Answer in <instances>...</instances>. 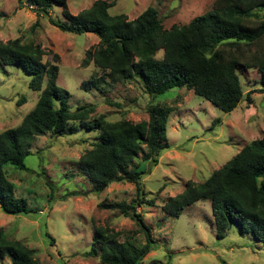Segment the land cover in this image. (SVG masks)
Masks as SVG:
<instances>
[{
    "label": "trees",
    "instance_id": "trees-1",
    "mask_svg": "<svg viewBox=\"0 0 264 264\" xmlns=\"http://www.w3.org/2000/svg\"><path fill=\"white\" fill-rule=\"evenodd\" d=\"M18 2L23 4V0ZM28 2L38 15H49L50 22L62 31L98 36L99 42L90 47L85 63L92 61L103 74L83 81L87 91H105L104 86L110 82L139 79L153 97L174 88H187L231 112L245 96L239 66L257 68L264 91V0H214L205 13L171 28L164 27L153 6L130 20L124 13H111L115 0H96L77 15L68 11L67 0ZM56 5L63 7L67 21L51 17ZM160 51L162 57L157 58ZM44 56L45 50L34 41L15 38L0 42V61L21 65L32 75L30 87L40 92L35 108L22 122L0 132V209L16 215L36 212L25 197L15 195V184L9 181L5 167L30 171L25 160L32 153L36 137L47 133L61 136L74 129L72 123L80 122L85 130L99 133V139L80 158L93 192L100 194L112 183H133L136 188V197L130 202L103 201L99 206L135 221L145 237L140 242L134 232L121 241V231L94 225L92 246L85 255L99 257L100 264H141L155 249L156 241L138 207L157 205L155 198L146 197L143 180L159 163L163 151L171 147L167 128L177 107L160 102L149 105V119L139 122L110 121L104 114L88 121L94 104L72 110L70 93L57 83L59 65L44 61ZM246 100L252 103L251 91ZM219 122L215 119L212 126ZM205 199L211 200L219 239L237 223L242 233L264 244V136L246 144L203 182L189 180L184 191L168 197L162 209L178 217L185 207ZM4 258L12 264H43L34 249L0 229V264Z\"/></svg>",
    "mask_w": 264,
    "mask_h": 264
},
{
    "label": "rangeland",
    "instance_id": "rangeland-1",
    "mask_svg": "<svg viewBox=\"0 0 264 264\" xmlns=\"http://www.w3.org/2000/svg\"><path fill=\"white\" fill-rule=\"evenodd\" d=\"M28 1L23 0L20 5L18 0H0V42L19 38L41 44L44 61L59 65L57 83L70 93L72 110L94 104L95 111L88 121L104 114L110 121L139 122L149 119V105L160 102L177 107L167 128L171 147L163 151L159 163L143 180L146 197L155 198L157 205L138 207L156 241L155 249L141 264H264V244L251 234L242 233L237 223L231 224L224 238L217 237L210 199L185 207L178 217H171L162 209L168 197L184 191L189 180L203 182L246 144L264 136L261 72L239 66L245 96L231 112L187 88H174L153 97L139 79L110 82L104 86L105 91H87L83 81L103 74L92 61L85 63L88 50L99 42L98 36L62 31L50 22L49 15H38ZM95 1L67 0V8L71 15H77ZM115 2L111 13H124L130 20L153 6L158 9L164 27L171 28L205 13L214 0ZM50 15L56 20L68 19L61 5L54 6ZM31 79L32 75L21 65L0 61V132L18 126L35 108L40 92L30 87ZM250 91L252 103L246 100ZM215 119L220 122L212 126ZM72 125L74 129L61 136L47 133L35 138L32 153L25 160L30 171L12 165L5 167L9 181L15 184V195L25 197L36 212L16 215L0 209V229L34 249L43 264H100L99 257L85 255L92 246L94 225L121 231V241L134 232L140 242L145 241L135 221L99 206L103 201H132L136 197L135 185L112 183L104 192L94 193L92 182L82 172L80 158L99 139V133L85 130L80 122ZM2 264L12 263L4 258Z\"/></svg>",
    "mask_w": 264,
    "mask_h": 264
},
{
    "label": "built area",
    "instance_id": "built-area-1",
    "mask_svg": "<svg viewBox=\"0 0 264 264\" xmlns=\"http://www.w3.org/2000/svg\"><path fill=\"white\" fill-rule=\"evenodd\" d=\"M31 7H33V6H31Z\"/></svg>",
    "mask_w": 264,
    "mask_h": 264
}]
</instances>
